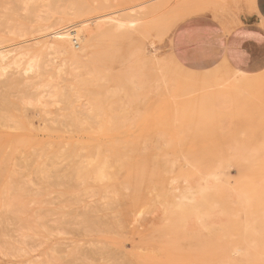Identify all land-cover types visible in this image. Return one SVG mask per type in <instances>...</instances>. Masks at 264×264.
Here are the masks:
<instances>
[{"label": "rangeland", "instance_id": "374dc122", "mask_svg": "<svg viewBox=\"0 0 264 264\" xmlns=\"http://www.w3.org/2000/svg\"><path fill=\"white\" fill-rule=\"evenodd\" d=\"M5 1L7 3L9 2V5L12 3L11 7L8 5L10 7L9 10L12 11L10 13L9 10H6L7 3L5 5V3H2L3 0H0V7H2V10L0 9V22L3 20L2 23H0L2 24L0 25V48L3 51H6L5 53H9L7 58L11 56L9 58L10 62L7 64L4 63L3 65L1 63L2 59L0 58V94H3L8 97V100H10L7 101V98H5L4 101H1L2 99H0V102L2 103H0V106H3L1 108H4V110L1 109L3 110L2 113H4V115H2L3 117L7 116L6 120H3L1 119L2 115H0V215H4L6 221H4V217L0 216L1 235L3 232V235L0 236V264H50L52 260L51 264H56V262L57 264H74L75 262H73L72 259L76 258L79 259L78 261L74 260L76 261V264H83V262L84 264L85 262L86 264H264V257L261 256L262 253L259 250L256 251L254 260L250 262L243 260L242 252L237 249H230L228 251L227 258H223L218 255L217 252L220 251V249L224 250L228 248L229 245H232V242L235 247L239 248L240 246L243 247L245 243H240L238 240L230 242L225 237L214 238L213 242H210V238H207V230L204 231L205 220H203L204 218L202 217V212L200 213L197 211L196 214H189L186 211L179 209L176 210L173 215L166 214L169 207L172 206L170 203L177 199L176 197L180 199V197L184 198V195H186L183 200L187 199V193H191L188 192L189 190L192 189L193 191V194L191 193L192 195L189 194L188 196L189 198L187 202L191 201L190 203L196 201L193 197H196L197 191L199 192L196 199L202 196L200 193L201 190L205 192L210 191L211 204L205 213L206 216L213 217V219H215L214 221L217 224L216 226L221 228L229 224V221L225 220L228 217L224 218L223 214L228 209H232V212L238 214L240 219V223L236 227L241 231L248 230L255 233V236L250 237L249 241L254 243L258 249L259 245L264 243V71L254 75L243 73L237 71L225 61L206 69L189 67L182 64L177 57H174L173 55L174 34L176 30L186 21L193 17L205 16L211 17L214 21L224 27L235 28L242 24V17L244 15L254 11V8L256 7V0H85L82 2H86V5H88L91 10H87L79 17L76 16L74 11L75 9L70 7L71 5L68 0H62L63 2H60L61 7L63 6L62 13L57 12H60L62 9L60 6L57 7L59 1L57 4V0H54L55 2L52 0V2L55 3L54 5H57L56 7L58 10L56 9V12L54 10V12L50 13V15H48L49 13L47 12L49 11L47 10L50 8L51 0L46 2L44 0H35L36 2L34 0H31L30 2V0H28V3L26 2L27 0H23V2L25 1V5L21 3L22 0H18V2L16 0L15 3L11 0H4V2ZM16 2L19 4L20 10L16 5L17 10L15 9L14 12L13 6ZM41 3L43 6L44 3H49V8H47V6L43 7L42 5L39 7V4ZM23 6L25 10H23ZM25 6L29 7V9L32 8L33 11H35L34 7L40 8L37 9L38 13L33 12L35 15L38 14L36 15L38 16L37 19L34 17L32 20L33 16H31L32 18L29 16L31 15L29 12L32 10H28ZM179 7L180 9H178ZM130 9H132V11ZM68 10L70 11L68 12ZM129 11L131 13H129ZM4 14L5 16H3ZM47 15L49 17L52 15V17H48V19ZM112 18L119 19L123 27L120 25L117 28L115 37L111 40L109 38H99L98 40L93 41L88 47V55L83 57L80 62L72 61L69 54L63 51V49L66 51H78V46H82L83 43L79 37H69V39H64V44L61 46L60 43L63 39L58 38V32L61 33L63 31L65 32L66 30L68 31L76 28L80 29L84 36L87 30H93L96 32L99 23L108 27V21H111L110 19ZM60 19L62 22L58 23ZM142 22L144 23L142 24ZM153 23L157 25V27L161 26L163 28H155ZM22 54L27 56L25 57L23 55L25 58L22 56V63L20 62L19 65L13 64L12 60ZM107 54H110V58ZM106 56L110 59L109 61H107L108 59ZM100 57L102 58V61ZM173 59L175 61L174 63L172 62ZM36 60H38V62ZM159 62L162 65H159ZM208 73L215 75V78H210ZM13 77H19V81L22 80L21 84L18 85L19 88L18 86L9 88L6 86L7 89L5 87L3 88V85L8 83L6 79L9 80ZM21 77L22 79H20ZM96 78L98 81L93 83L98 85V87H95L96 85L94 87L89 86L88 83ZM201 81H204V83ZM167 86L169 87L166 88ZM239 87L244 89L246 88L245 90H248L244 91L243 89L242 92L239 90ZM61 89L64 90L62 91ZM92 91H97L98 94L100 92L101 97L95 99L94 96L96 93L94 94ZM63 92L65 93V96ZM27 95L30 99L25 97ZM18 97L20 98L18 99ZM31 97H33V99ZM97 99H102L101 102L103 103L105 115H101L102 111L98 114L99 116L95 117L96 119H93L94 114L96 113L94 110L95 102L100 101ZM133 99H137L138 101L136 100L137 102H132ZM4 102H13L16 104V106L14 105L16 108L13 106L12 110H6V104ZM151 104H153V106H151ZM143 108H145V110ZM26 109H28V111ZM92 109L95 113L91 112ZM7 111H9V113ZM107 112H110V114ZM8 114H10L14 120L11 117V119L8 118ZM87 114H89V117ZM114 115L121 118L119 120L120 122L122 120L121 123L119 122L121 127H119L120 129L118 130L113 129L114 127L111 126V120L110 124L107 122L109 119H112L113 121ZM107 116L109 117L108 119ZM100 117H103L102 119L106 120H102ZM97 118L101 120L100 122L103 121L102 124L99 123V120L97 121ZM56 120H59L60 122L58 123ZM171 120L174 121L171 122ZM164 122L166 123L164 124ZM173 123L176 124L174 125ZM166 124L168 127L164 126ZM118 125L119 124H117V126ZM88 126L89 133H87ZM171 126L174 128L171 129ZM74 141L76 142L74 143ZM118 141H124L127 143L128 158L123 166L115 161L119 152H117L114 146L115 142ZM153 143L158 144L154 145ZM98 144L105 145L106 149L104 152L98 150L99 152L97 154L96 149L92 147H96V145L98 147ZM152 144L155 148L152 147ZM159 144L160 147L158 146ZM60 147H63L60 151L70 148V151L67 150L68 153H66V155L70 154L69 157L73 160H70L68 157L64 160L65 155L60 151V153L58 152ZM83 147L86 150L85 152L84 149L83 151L81 150ZM72 148H78L73 152L76 154L79 150L82 157L77 155L78 157L76 156V158H73L74 155L71 153L73 150ZM44 150L46 151L44 152ZM80 150L82 152H80ZM94 151H96V154H94ZM91 152L96 157L92 154L90 155ZM57 153L63 155H60L62 159H58L59 155L57 156L58 158L53 157L57 155ZM50 154H54L52 156L54 159H51ZM71 155L73 156L71 157ZM83 158H85V160H82ZM164 158L166 159L163 160ZM170 158H172V160ZM103 159L108 160H105L108 162L105 167V170L107 169L105 173L108 172L107 179H102L101 177L99 178V175L97 178L94 172L95 169L92 171L93 165L96 167L102 165L100 163ZM168 159L171 160V163L169 164L168 162L170 161H168ZM61 160L62 162H59ZM109 161L111 164H109ZM172 161L176 162V164L171 165L173 163ZM85 162L89 165H86ZM56 163L57 165H55ZM78 163L79 166H81L82 163H84L86 167L89 166L88 170L94 172V177H92L91 174L90 176H87V174L84 173L87 170L83 167V165V169L82 167L81 170L79 169L81 173H83H80V176L79 174L77 175L76 171H78L79 168ZM159 163H163V165H160ZM43 164L44 168H42ZM61 164L63 166H60ZM144 164L145 167L148 165V167L151 168V171H149L150 169H148V167L143 169L142 167ZM73 165H76L74 169L72 168L74 167ZM174 165L179 166V168L175 166L178 170L174 168ZM57 166L61 168L59 169ZM170 166H172V169H170ZM154 167L158 169V171L155 169L157 173H162H159V175L157 174V176L155 174V170L152 172V168L154 169ZM173 168L175 170H173ZM84 169L86 171H84ZM72 170H74L75 174H73L74 172ZM147 170L149 173L152 172V174L156 177L151 174L149 175L148 173V178H144L143 176H147L145 175ZM19 171H21V174ZM80 171H78V173ZM91 171L88 173H91ZM96 171H98L97 168ZM141 171H144V173ZM138 172H141L142 174L140 175ZM16 173L17 175L15 176V179L17 178V181L14 179L11 180V178H14L12 176ZM83 174H86V179L81 177ZM135 175L137 176V179L143 175V178H141L144 180H138L140 183L138 184V182H136L135 184V180H137ZM21 177L23 179L22 182ZM74 177L77 178L75 179ZM79 177L82 178V180ZM182 177L186 178L182 179ZM68 178L72 182L70 180L68 181ZM208 179L210 181H208ZM9 180L13 183L9 182ZM181 180L183 181L180 182ZM18 181L22 184H17ZM177 182L179 184H177ZM23 183H26L27 185ZM38 184L42 187L44 186L45 188L43 187V189ZM183 184H185V186ZM21 186H24L25 189L24 187L19 189ZM29 187L34 188L33 192H31L32 188L30 189ZM177 187L179 189H177ZM154 188L157 190V195L154 193V191H156ZM19 190L21 191L18 192ZM176 190H178V192ZM195 191L196 193L194 194ZM11 192H14V196ZM159 192H163L162 195L165 193V195L168 196L157 199V196L161 195ZM173 192H176L177 194ZM62 193L66 195H63ZM18 194H24V197L22 195L17 196ZM150 194L153 196H150ZM9 195H12L13 198L11 199ZM51 195H54L55 197H52ZM82 195L83 198H81ZM174 195H176V197H174ZM66 196L69 197L67 198ZM146 197H149L150 199H146ZM190 197L192 200H190ZM28 198L31 199L29 200ZM151 198L152 201H154L153 203L157 202V200L158 202L155 204H152L151 201L150 204L149 202H145L148 201V199L151 200ZM154 198H156V201L153 200ZM27 199L28 203L26 202ZM41 199H45L47 202L51 201L52 203L50 204V202L47 203L45 201L42 202ZM165 199L167 202L169 200L167 203L168 205L164 202L166 201ZM134 200L136 201L134 202ZM257 201H259V203ZM22 202H24V206ZM136 202L142 203L138 205ZM45 203L46 205H43ZM71 203L75 204L72 205ZM143 203L144 209L141 210H144L145 212L147 210L148 217L146 215L144 216L145 212L142 215L141 213L143 211L141 212L139 209L143 208ZM16 204L18 206H16ZM98 204L100 207H98ZM149 205L151 208L148 207ZM160 205L162 207H160ZM137 206H139V210H137ZM83 207L85 209H83ZM153 207L156 210L159 208L160 212H157L161 214H156ZM26 208L31 210H27ZM45 208H47L50 213ZM72 208H74V210H72ZM93 208H97L95 209L96 211H93ZM135 208L136 211L133 210ZM162 208L165 209L163 210ZM254 208L256 210H254ZM35 209L38 214L35 212ZM7 210H10L8 211L9 214ZM14 210L17 215L16 213L14 214V212L11 213V211ZM150 210L152 211L150 212ZM41 211L45 212L46 215L44 213L39 214ZM53 211H55V213ZM85 211L87 215L98 217L106 215L107 217H110V220L114 221L124 219V216H127L129 212L132 214L135 213V215H133L134 217L137 213L136 217H139V215L141 217L144 216V219H140L144 221L141 223L137 219L141 223L138 224L137 220V222H133L135 220L133 217V221L131 220L133 223H130L129 220L128 224L126 218H132L129 214V216L124 219L126 224H123L124 220L120 221V223L122 222L121 226L123 225L124 227L123 229L120 227L121 231L123 233L127 231L129 232L123 235L121 231H118L119 233L121 232V234H119L115 230L116 232L113 231V233L110 231L112 233L111 235V233L108 232V226H105V223L110 226L113 221L108 222L105 220V216L104 220L106 222L103 220L104 222H101V224H104L103 226L106 227V232H108L109 235L104 231V228L102 232V228L93 227L95 230L96 228H99V232L96 230V232H98L97 235L101 236V231L103 236L92 237V230H89V227L91 226H83L84 223H82V219L84 220V218H82L80 214L85 215ZM88 211L90 212L88 213ZM237 211L240 212L237 213ZM154 213L156 214L155 216ZM164 213L166 215H164ZM50 214L51 219L49 220L48 218H50ZM77 215L78 217L81 216L82 219L77 218ZM150 215H153V217ZM157 215L160 217L158 216V218ZM46 216H48V218ZM166 216L167 218L171 216L170 218L172 220V224L170 218L167 219ZM172 216L174 217L172 218ZM109 217L107 219H109ZM192 217L193 220H191ZM64 218H66L64 221L67 223H69L67 219L71 220L69 226L70 229H68L69 224L66 226V223L63 222ZM74 218H76V223H78L77 225L74 224ZM189 218L190 220H188ZM162 220L164 221L165 227H168V232L166 231L167 229L163 227ZM167 220L170 221L169 223L167 222L168 226H166L165 222ZM184 220V225H186V223H189V225L184 226L182 224ZM80 221L82 225L80 224ZM190 221L192 223L193 221H197L198 223L196 222L197 224H195L194 222L192 224ZM62 222L64 223V226L62 225ZM150 222L151 224H149ZM152 222H154V224L156 223V226L152 224ZM158 222L162 223L158 224ZM199 222L202 223L201 225L203 227ZM6 223L8 224L6 225ZM118 223L119 222H116L117 225ZM174 223H176L177 227H182L183 225L182 232L180 231L181 228L175 229L176 226H173L175 225ZM19 224L22 226L25 225V227L22 228ZM101 224L99 226H101ZM147 224L150 226L153 225L151 226L153 229L149 226L151 232H147V229L149 230V228H147ZM169 224L172 226H169ZM112 225L113 227H111L114 229V224ZM139 225H142L145 229L142 230L146 231L143 232L142 235H140L139 232H137L138 234L136 233ZM196 225L199 227L198 229L186 231L187 229L189 230V228H197ZM26 226L30 227L29 229L31 231L28 228L25 229ZM62 226L63 228H61ZM82 226L84 229L86 228L85 232L88 228L91 232L87 230L85 233ZM125 226H127V228ZM1 227L4 228L3 231ZM117 227L118 226H116L115 229H117ZM155 227H157V229H155ZM169 227H174V230L177 232L174 231L173 233V228ZM72 228L74 229L72 230ZM108 228L110 229V227ZM112 228L110 230H112ZM140 228L142 227L140 226ZM23 229L25 232H23ZM67 229L70 231L67 232ZM7 232H9V235ZM34 232L36 236L34 235ZM96 232L93 231V235H96ZM202 232L204 236L202 235ZM145 233H149V239L152 241L149 242V239H147L145 242V237L147 236ZM150 233L152 234L150 235ZM187 233H189L188 236ZM22 235L24 236L21 237ZM143 235H145V239L142 237ZM17 237L22 244L20 241H17ZM194 237L195 239L198 238V242L192 241L195 240L193 239ZM141 238L144 240L141 241ZM4 239L5 241H3ZM199 239H201V242H199ZM202 239H206V241H203V244ZM13 240H16V243ZM29 241L32 244L28 243ZM91 241L92 243H90ZM167 241H169V243ZM186 241H189L187 242L189 245L192 241L194 246L192 245L191 249L188 246L186 247ZM18 242L20 243L18 244ZM23 242L27 244V248L29 247L31 250L29 248H25L26 246ZM107 242L108 244H106ZM161 242L164 246H162ZM196 242L200 248L203 249V251L197 247ZM166 243H168V246L171 244L172 247H168ZM140 244L141 246L144 244L150 248L151 246L155 247L154 249H147V251H145V248L147 247L143 248V245V250H141L142 248L139 247ZM74 245H76V247L79 246V250H76L78 251V253L76 252L78 255H75L76 258H74V256L69 258V256L74 252L73 248L78 249L74 247ZM183 245L186 248H189V250L186 248V250H184L182 247ZM205 245H212L216 248H214V253L209 255V257H207L208 255L204 250L206 247ZM108 247L110 248L108 249ZM103 248H106L107 250H104ZM195 248H197L196 251ZM98 249H101V252L102 250L104 251L102 252L103 258L102 254L98 253ZM57 250H60V252ZM72 250L73 252H71ZM232 251L236 252H233L234 254H232ZM69 252H71L70 255ZM194 252L195 254H193ZM198 252L200 254H198ZM47 253L50 257H52V255L53 257L50 258ZM53 253H55V255ZM63 253L66 254L64 255ZM80 253H83L82 256ZM85 255L87 257H85ZM143 255L144 257H142ZM198 257L200 259H198ZM231 257L234 258L231 259ZM57 258L59 261L56 260ZM194 258L196 260H194ZM222 258L225 261L222 260ZM237 259L239 260L237 261ZM219 260H222V262L220 263Z\"/></svg>", "mask_w": 264, "mask_h": 264}, {"label": "bare ground", "instance_id": "6f19581e", "mask_svg": "<svg viewBox=\"0 0 264 264\" xmlns=\"http://www.w3.org/2000/svg\"><path fill=\"white\" fill-rule=\"evenodd\" d=\"M11 1H12L13 3H15L16 0H11ZM25 1H26V0H25ZM25 1H24V2H25ZM34 1H35V0H34ZM34 1H33V2H34ZM36 1H38V0H36ZM36 1H35V2H36ZM44 1L46 2V1H48V0H44ZM53 1H54V0H53ZM55 1H56V0H55ZM55 1H54V2H55ZM58 1H59V4H58ZM61 1H62V0H57V2H56V3L58 4V6H57V5H54L55 3L52 2V0H51V1H50V4H51V5H50V8H49V3H44V6H45V7L47 6V8L51 9V10H49V9L47 10V11H49V12H47V13H49L48 15H50V13H53L54 10H55V12H56L57 7H59V6L61 7V5H60V2H61ZM63 1H65V0H63ZM63 1H62V2H63ZM68 1L70 2V5H71L70 7H71V8L73 7V8L75 9L74 11H75V14H76L77 17L83 15L87 10H91V9H89L90 7H89L88 5H86V2H82V1H85V0H68ZM180 1H181V0H180ZM188 1H189V0H188ZM17 2H18V0H17ZM17 2H16V4H15L14 6L12 5L13 8H14V12H15V9L17 10V8H18V9L20 8V7H19V4H18ZM24 2H23V0L21 1L22 4H24ZM26 2L28 3V0H27ZM30 2H31V0H30ZM39 2H41V1H39ZM185 2H186V1H185ZM2 3H5V5H6L7 2H6V1L4 2V0H3ZM27 3H26V4H27ZM42 3H43V2H42ZM42 3L39 4V5H40L39 7H41V5L43 6ZM84 3H85V4H84ZM166 3H167V2H166ZM166 3H165V4H166ZM11 4H12V3H10V5H9V2L7 3V5H6L7 8H6V10H9V8L11 7ZM32 4H33V3H32ZM52 4H53V5H52ZM165 4H164V6H165ZM175 4H176V3H175ZM193 4H194V3H193ZM8 5H9L10 7H9ZM16 5H17L18 7H17ZM24 5H25V4H24ZM27 5H28V4H27ZM190 5H192V4H190ZM36 6H37V4H36ZM44 6H43V7H44ZM56 6H57V7H56ZM178 6H179V5H178ZM16 7H17V8H16ZM25 7H26V6H25ZM39 7H34V8H35V11H33L32 8L29 9V7H26L28 10H32V11L29 12V14H31V15H29V16H30V17L33 16V18L31 17L32 20L34 19V17H35V19H37L38 16H36V15H38V14L35 15V13L38 11L37 9H38ZM62 7H63V6H62ZM62 7H61V8H62ZM154 7H155V6H154ZM154 7H153V8H154ZM158 7H160V6H158ZM22 8H23V10H25L24 6H23ZM162 8H163V7H162ZM164 8H165V7H164ZM192 8H193V7H192ZM0 9L2 10V7H0ZM3 9H4V8H3ZM27 9H26V10H27ZM39 9H40V8H39ZM59 9H60V8H59ZM138 9H139V8H138ZM150 9H151V8H150ZM178 9H180V7H179ZM4 10H5V9H4ZM6 10H5V11H6ZM19 10H20V9H19ZM57 10H58V9H57ZM71 10H73V9H71ZM130 10L132 11V9H130ZM11 11H12V10H11ZM11 11L9 10L10 13H11ZM39 11H40V10H39ZM51 11H52V12H51ZM69 11H70V10H68V12H69ZM133 11H134V10H133ZM143 11H144V9H143ZM7 12H8V11H7ZM31 12H32V13H31ZM33 12H35V13H33ZM57 12H58V13H62V12H63V8L61 9L60 12H59V11H57ZM134 12H135V11H134ZM167 12H168V11H167ZM37 13H38V12H37ZM58 13H57V14H58ZM70 13H72V12H70ZM70 13H69V14H70ZM73 13H74V12H73ZM129 13H131V12L129 11ZM57 14H56V15H57ZM136 14H138V13H136ZM146 14H147V13H146ZM150 14H151V13H150ZM166 14H167V13H166ZM1 15H2V14H1ZM15 15H16V14H15ZM19 15H20V14H19ZM19 15H17V16H19ZM34 15H35V16H34ZM48 15H47V18L49 17ZM58 15H59V14H58ZM133 15H134V14H133ZM3 16H5V14H4ZM39 16H40V15H39ZM76 16H75V17H76ZM134 16H135V15H134ZM136 16H137V15H136ZM50 17H52V15H51ZM50 17H49V18H50ZM145 17H146V16H145ZM19 18H20V17H19ZM21 18H22V17H21ZM47 18H45V19H47ZM49 18H48V19H49ZM159 18H160V17H159ZM2 19H3V18H2ZM57 19H58V18H57ZM157 19H158V18H157ZM157 19H156V21H157ZM166 19H167V18H166ZM110 20H111V21H108V22H109V23H108V24H109L108 27H105L102 23H99V25L97 26V31H96V32H94L93 30H87V32H86V34H85L84 36H83V34H82V31H81L80 29H76V28L71 29V30H68V31L66 30L65 32L63 31V32H61V33L58 32V34H57L58 38L63 39V41H61V43H60L61 46H62V44H64V41H65L64 39H69V37H77V38L79 37V38H81L82 43H83L82 46H78V49H79L78 51H77V50L66 51L65 49H63V51H65V53H68V54H69L70 59H71L72 61H74V62H80V61L82 60L83 57H85V56L88 55V53H89V51H88V47L91 45V43H92L93 41L98 40L99 38H107V39L109 38V39L111 40V39H113V38L115 37V32H116L117 28L121 25V21H120L119 19H115V18H112V19H110ZM2 21H3V20H2ZM2 21H1L0 23H2ZM7 21H8V20H7ZM7 21H6V22H7ZM47 21H48V20H47ZM55 21H58V20H55ZM10 22H11V21H10ZM10 22H9V25H10ZM29 22H30V21H29ZM59 22H60V23L62 22L61 19H60V21H58V23H59ZM144 22H145V21H144ZM144 22H142V24H143ZM156 23H157V22H156ZM31 24H32V22H31ZM149 24H150V21H149ZM153 24H154V23H153ZM0 25H2V24H0ZM9 25H8V27H9ZM133 25H134V24H133ZM17 26H18V24H17ZM17 26H15V27H17ZM20 26H21V25H20ZM23 26H24V25H23ZM121 26H122V25H121ZM139 26H140V25H139ZM145 26H147V25H145ZM154 26H155V28H159V27H161V26L157 27V25H155V24H154ZM1 27H2V26H1ZM18 27H19V26H18ZM122 27H123V26H122ZM149 27H151V26H149ZM152 27H153V26H152ZM13 28H14V27H13ZM20 28H21V27H20ZM161 28H163V27H161ZM161 28H160V29H161ZM31 29H32V27H31ZM93 29H94V28H93ZM153 29H154V28H153ZM0 30H1V29H0ZM12 30H13V29H12ZM17 30H18V29H17ZM2 31H3V30H2ZM1 33H2V32H1ZM6 33H7V32H6ZM14 33H16V32H14ZM18 33H21V32H18ZM18 33H17V34H18ZM154 33H155V32H154ZM9 34H10V33H9ZM22 34H24V33H22ZM163 34H164V33H163ZM20 35H21V34H20ZM21 36H22V35H21ZM159 37H160V36H159ZM163 37H164V36H163ZM100 40H102V39H100ZM159 40H160V39H159ZM71 41H72V40H71ZM171 42H172V41H171ZM153 43H154V42H153ZM2 44H3V42H2ZM158 44H159V43H158ZM25 46H26V45H25ZM76 47H77V46H76ZM54 49H55V48H54ZM5 52H6V51H3V50L0 48V58L2 59V62H1L2 65H3L4 63L7 64L8 62H10V61H9V60H10L9 58H10L11 56H9V58H7V55H8L9 53L7 54V53H5ZM9 52H10V51H9ZM135 52H136V51H135ZM26 53H27V52H26ZM28 53H29V52H28ZM11 54H12V53H11ZM23 55H24V54H22V55H20V56L17 55V56H19V57L14 58V59L12 60V63L15 64V65H19V63L21 62V58H22ZM45 55H47V54H45ZM107 55H109V58H110V54H107ZM173 55H174V57H175V54H173ZM24 56H25V55H24ZM24 56H23V58L27 57V56H25V57H24ZM101 56H102V55H101ZM45 57H46V56H45ZM94 57H95V56H94ZM106 58L108 59L107 61L110 60L107 56H106ZM158 58H159V57H158ZM100 59H101V61H102V58H101V57H100ZM36 61L38 62V60H36ZM37 62H36V63H37ZM160 62H161V61H160ZM160 62H159V65H162V64H160ZM172 62H173V63L175 62L174 59H173ZM21 63H22V62H21ZM150 63H151V62H150ZM2 65H1V66H2ZM43 65H44V64H43ZM156 69H157V68H156ZM34 70H35V69H34ZM160 70H161V68H160ZM160 70H159V71H160ZM35 71H36V70H35ZM43 71H44V70H43ZM155 71H156V70H155ZM40 72H41V71H40ZM161 72H162V71H161ZM41 74H42V73H41ZM208 74H209V77H210V78H211V77H212V78H213V77L215 78V75L210 74V73H208ZM242 74H243V73H242ZM99 75H100V74H99ZM99 75H98V76H99ZM165 75H166V74H165ZM165 75H164V77H165ZM253 75H254V74H253ZM74 76H75V75H74ZM39 77H40V76H39ZM164 77H163V78H164ZM241 77H242V76H241ZM245 77H246V76H245ZM78 78H79V77H78ZM78 78H77V79H78ZM20 79H22V77H21ZM216 79H217V78H216ZM218 79H219V78H218ZM6 80H7L8 83H5V84H4L5 86L3 85V88H4V87L6 88V86H8V88H9V87H15V86H18L19 84H21V82H22V80L19 81V77H13V78H11V79H9V80H8V79H6ZM192 80H193V79H192ZM97 81H98V80H97V78H96V79L92 80V81H91L90 83H88V84H89V86L94 87V86L96 85L95 83H96ZM165 81H166V80H165ZM4 82H5V81H4ZM93 82H95V83H93ZM192 82H193V81H192ZM199 82H200V81H199ZM201 82L204 83V81H201ZM156 83H157V82H156ZM173 83H174V82H173ZM205 83H207V82H205ZM241 83H242V82H241ZM249 83H250V82H249ZM83 84H84V83H83ZM1 85H2V84H1ZM76 85H77V84H76ZM212 85H213V84H212ZM243 85H244V84H243ZM85 86H86V85H85ZM240 86H241V84H240ZM246 86H247V85H246ZM246 86H245V87H246ZM27 87H28V85H27ZM67 87H68V86H67ZM95 87H98V85H96ZM168 87H169V86H167L166 88H168ZM184 87H185V86H184ZM18 88H19V86H18ZM23 88H24V86H23ZM6 89H7V88H6ZM183 89H184V88H183ZM186 89H188V88H186ZM243 89H244V88H240V87H239V90H241L242 92H243ZM245 89H246V88H245ZM245 89H244V91H247V90H248V89H247V90H245ZM16 90H17V89H16ZM61 90L63 91L64 89H61ZM66 90H67V89H66ZM178 90H179V89H178ZM189 90H190V89H189ZM168 91H169V90H168ZM182 91H183V90H182ZM184 91H185V89H184ZM192 91H193V90H192ZM198 91H199V90H198ZM70 92H71V91H70ZM93 92H94V94L96 93L95 96H94V94H93V96H94L95 99L101 97L100 92H99V94H98L97 91H92V93H93ZM190 92H191V91H190ZM51 93H53V92H51ZM63 93H64V92H63ZM60 94H61V93H60ZM179 94H180V93H179ZM186 94H187V93H186ZM0 95H1V98H0V99H2L1 101H4L5 98H7V99H6L7 101H10V100H8V97L4 96L3 94H0ZM9 95H10V94H9ZM3 96H4V97H3ZM11 96H12V95H11ZM32 96H33V95H32ZM64 96H65V93H64ZM96 96H98V97H96ZM13 97H14V96H13ZM25 97L27 98L28 95L25 96ZM25 97H24V98H25ZM61 97H62V96H61ZM74 97H75V96H74ZM217 97H218V96H217ZM222 97H223V95H222ZM3 98H4V99H3ZM14 98H15V97H14ZM19 98H20V97H18V99H19ZM28 98L30 99V97H28ZM31 98L33 99V97H31ZM65 98H66V97H65ZM32 99H31V100H32ZM97 100H100V101H96V102H95V109H94V110H95L96 113L94 112L93 109H92V111L90 110L91 112H94V113H95V114H94V117H93L92 114L90 113V115L93 117V119H94L95 117L99 116L98 114L101 113L102 111L104 112V110H103V103L101 102L102 99H97ZM136 100H137V99H133L132 102H137L138 100H137V101H136ZM157 100H158V99H157ZM187 100H188V99H187ZM27 101H28V100H27ZM67 101H68V100H67ZM74 101H75V100H74ZM104 101H105V100H104ZM142 101H143V100H142ZM258 101H259V100H258ZM143 102H144V101H143ZM217 102H218V101H217ZM217 102H215V103H217ZM222 102H223V101H222ZM0 103H1V102H0ZM4 103L6 104V105H5V109H6V110H12V109H13V106H14V105L16 106V104H14L13 102H4ZM141 103H142V102H141ZM152 103H153V102H152ZM219 103H220V102H219ZM258 103H259V102H258ZM262 103H263V102H262ZM1 104H2V103H1ZM1 104H0V105H1ZM72 104H73V102H72ZM222 104H223V103H222ZM17 105H18V104H17ZM84 105H85V104H84ZM259 105H260V104H259ZM15 106H14V107H15ZM23 106H24V105H23ZM151 106H153V104H151ZM1 107H3V106H0V110H1V109L4 110V108H1ZM18 107H19V106H18ZM70 107H71V106H70ZM15 108H16V107H15ZM24 108H25V107H24ZM83 108H84V107H83ZM17 109H18V108H17ZM143 109L145 110V108H143ZM177 109H178V108H177ZM3 110L0 111V115H2V114L4 115V113H2ZM26 110L28 111V109H26ZM26 110H25V111H26ZM78 110H79V109H78ZM137 110H138V109H137ZM183 110H185V109H183ZM17 111H18V110H17ZM87 111H88V110H87ZM179 111H180V110H179ZM179 111H177V112H179ZM7 112L9 113V111H7ZM80 112H81V111H80ZM85 112H86V111H85ZM103 112H102V114H101L102 116H103V114L105 115V112H104V113H103ZM136 112H137V111H136ZM173 112H174V111H173ZM173 112H172V113H173ZM5 113H6V112H5ZM16 113H17V112H16ZM87 113H88V112H87ZM107 113H108V112H107ZM156 113H157V111H156ZM179 113H180V112H179ZM181 113H183V112H181ZM194 113H195V111H194ZM6 114H7V113H6ZM108 114H110V112H109ZM115 114H116V113H115ZM174 114H175V112H174ZM195 114H196V113H195ZM3 115H2V118H1V119L6 120V117H7V116H4V117H5V119H4ZM19 115H20V114H19ZM85 115H86V114H85ZM88 115H89V114H87V116H88ZM172 115H173V114H172ZM180 115H181V114H180ZM225 115H226V114H225ZM25 116H26V115H25ZM25 116H24V117H25ZM178 116H179V115H178ZM10 117L13 118L12 116H10V114H8V118H10ZM26 117H27V116H26ZM88 117H89V116H88ZM113 117H114V118H113ZM113 117H112V118H113V121H112V119H109V121H107V122L110 124V120H111V126L114 127L113 129H115V130L117 129V130H118V129H120L119 127H121V124H120V123L122 122V120H121V122H120L119 120H120L121 118H120V117H117V115H114ZM183 117H184V116H183ZM11 118H10V119H11ZM98 118H99V117H98ZM98 118H97V121L99 120V123L102 124L103 121L100 122V121H101L100 119H102L103 117H100V119H98ZM104 118H105V116H104ZM108 118H109V117L107 116V119H108ZM187 118H188V117H187ZM65 119H66V118H65ZM86 119H87V118H86ZM86 119H85V120H86ZM95 119H96V118H95ZM171 119H173V118H171ZM13 120H14V118H13ZM102 120H106V119H102ZM117 120H118V121H117ZM56 121H57V120H56ZM65 121H66V120H65ZM68 121H69V120H68ZM87 121H88V120H87ZM87 121H86V122H87ZM169 121H170V120H169ZM173 121H174V120H173ZM173 121L171 120V122H173ZM178 121H179V120H178ZM0 122H1V121H0ZM57 122L59 123L60 121L58 120ZM62 122H63V121H62ZM104 122H106V121H104ZM119 122H120V123H119ZM167 122H168V121H167ZM28 123H29V122H28ZM63 123H64V122H63ZM67 123H68V122H67ZM67 123H65V124H67ZM162 123H163V122H162ZM162 123H160V124H162ZM165 123H166V122H164V124H165ZM168 123H170V122H168ZM0 124H1V123H0ZM16 124H17V122H16ZM60 124H61V123H60ZM60 124H59V125H60ZM72 124H73V123H72ZM77 124H78V123H77ZM86 124H87V123H86ZM117 124H119V125L117 126ZM156 124H157V123H156ZM160 124H159V126H160ZM173 124L175 125L176 123H173ZM42 125H43V124H42ZM169 125H170V124H169ZM224 125H225V124H224ZM62 126H63V125H62ZM164 126H167V127H168L167 124L164 125ZM38 127H39V126H38ZM66 127H67V126H66ZM68 127H69V125H68ZM86 127H87V126H86ZM115 127H116V128H115ZM175 127H176V126H175ZM225 127H226V126H225ZM2 128H3V127H2ZM6 128H7V127H6ZM41 128H42V127H41ZM45 128H46V127H45ZM164 128H165V127H164ZM172 128H174V127L171 126V129H172ZM176 128H178V127H176ZM33 129H34V127H33ZM42 129H44V128H42ZM48 129H49V127H48ZM34 130H35V129H34ZM45 130H46V129H45ZM83 130H84V128H83ZM83 130H82V131H83ZM165 130H166V129H165ZM167 130H168V129H167ZM26 131H27V130H26ZM82 131H80V132H82ZM90 131H91V130H90ZM46 132H47V131H46ZM48 132H49V131H48ZM83 132H84V131H83ZM165 132H166V131H165ZM73 133H74V132H73ZM73 133H71V134H73ZM85 133H86V132H85ZM87 133H89V126H88V131H87ZM87 133H86V134H87ZM91 133H92V132H91ZM48 134H49V133H48ZM71 134H70V136H71ZM84 135H85V134H84ZM114 137H116V136H114ZM114 137H113V139H114ZM117 137H119V136H117ZM108 139H111V138H108ZM167 139H168V138H167ZM19 140H20V139H19ZM75 140H76V139H75ZM91 141H93V140H91ZM109 141H110V140H109ZM75 142H76V141H74V143H75ZM94 142H98V141H94ZM94 142H93V143H94ZM88 143H90V142H88ZM154 143H155V142H154ZM154 143H153V144H154ZM25 144H26V143H25ZM153 144H152V147H154ZM157 144H158V143H156V144H154V145H157ZM76 145H78V144H76ZM87 145H88V144H87ZM85 146H86V145H85ZM89 146H90V144H89ZM89 146H88V147H89ZM158 146L160 147V144H159ZM49 147H50V146H49ZM67 147H68V146H67ZM86 147H87V146H86ZM86 147H85V148H86ZM96 147H97V145H96ZM96 147L93 146L92 148H95V149H96L97 154H98L99 151L104 152V150L106 149L105 145H103V144H98V147H97L98 149H97ZM114 147L116 148L117 152H119L118 155H117L116 158H115V161H117L120 165L123 166V165L126 163L127 158H128V157H127V143L124 142V141H118V142H115V146H114ZM62 148H63V147H60L59 150H58V152H59ZM154 148H155V147H154ZM154 148H153V149H154ZM69 149H70V148H68V149H66V150H62L63 152L60 151L61 153H63V154L66 156V157L64 156V160H65L67 157H68L70 160L72 159V158L69 157L70 154H67L68 156L66 155V153H68L67 150H69ZM72 149H73V150H72ZM72 149H71V150H72L71 153H73L74 156L71 155V157L73 156V158H76L77 155H80L79 150H78V152H77V153H79V154H77V153L74 154L75 152H73L75 149H78V148H75V149L72 148ZM83 149H84V147H83L81 150L83 151ZM90 149H91V148H90ZM156 149H157V148H156ZM81 150H80V152H82ZM98 150H99V151H98ZM160 150H161V148H160ZM160 150H159V152H160ZM45 151H46V150H44V152H45ZM66 151H67V152H66ZM69 151H70V150H69ZM76 151H77V150H76ZM85 151H86V150L84 149V152H85ZM90 151H91V150H90ZM96 151H94V154H96V153H95ZM156 151H158V150H156ZM60 152H59V153H60ZM64 152H65V153H64ZM84 152H83V153H84ZM110 152H111V151H110ZM110 152H109V153H110ZM59 153H57V155H55V156H53L54 154L51 155V154H52V153H51V154H50L51 159H54V158L57 157L58 155H59V156H58L59 158H58V157H57V158H58L59 160H60V158L62 159L61 156H63V155H62V154H59ZM69 153H70V152H69ZM88 153H89V151H88ZM157 153H158V152H157ZM91 154H92V152L90 153V155H91ZM94 154H92V155H94ZM100 154H101V153H100ZM60 155H61V156H60ZM85 155H86V154H85ZM90 155H88V156H90ZM159 155H160V154H159ZM15 156H16V155H15ZM34 156H35V155H34ZM52 156H53L54 158H52ZM80 156H81V155H80ZM94 156H95V155H94ZM16 157H17V156H16ZM43 157H44V155H43ZM77 157H78V156H77ZM81 157H82V156H81ZM85 157H86V156H85ZM90 157H91V156H90ZM95 157H96V156H95ZM92 158H93V156H92ZM77 159H78V158H77ZM165 159H166V158H164L163 160H165ZM170 159L172 160V158H170ZM56 160H57V159H56ZM72 160H73V159H72ZM82 160H85V158H83ZM105 160L108 161L107 159H105ZM105 160L103 159V161L100 163V164H102V165H99L98 167H96V166L93 165L92 171L95 169L94 172H95V176H96V177L99 175V176H98L99 178L101 177L102 179H107V173H108V172L105 173V171H107V169L105 170V167L107 166L106 163H108V162H106ZM171 160L168 159V161H170V162H168V164L171 163ZM174 160H175V159H174ZM183 160H184V159H183ZM20 161H21V160H20ZM15 162H16V161H15ZM47 162H48V161H47ZM49 162H50V161H49ZM59 162H62V160L59 161ZM68 162H69V161H68ZM162 162H163V161H162ZM172 162H173V161H172ZM185 162H186V161H185ZM53 163H54V162H53ZM66 163H67V162H66ZM73 163H74V162H73ZM95 163H96V162H95ZM113 163H115V162H113ZM27 164H28V163H27ZM50 164H51V163H50ZM68 164H69V163H68ZM80 164H81V163H80ZM85 164H86V165H89V164H87L86 162H85ZM91 164H93V163H91ZM91 164H90V165H91ZM98 164H99V163H98ZM98 164H97V165H98ZM109 164H111L110 161H109ZM109 164H108V165H109ZM115 164H116V163H115ZM145 164H146V163H145ZM145 164H144L143 167H142L143 169L148 167V165H146L147 167H145ZM147 164H148V163H147ZM159 164H160V163H159ZM161 164L163 165V163H161ZM161 164H160V165H161ZM173 164H176V162H173L171 165H173ZM17 165H18V164H17ZM28 165H30V164H28ZM55 165H57V163H56ZM65 165H66V164H65ZM82 165H83V167H85V169L87 170V171H86V170L84 169V171H86V172H84V173H86L87 176H90V174H91V176L94 177V176H93V175H94V174H93L94 172H92L91 170H88V169H89V166L86 167V165H84V163H82L81 166H79V163H78V166H79L78 171L81 170ZM126 165H127V164H126ZM160 165H159V166H160ZM181 165H182V164H181ZM18 166H19V165H18ZM20 166H22V165H20ZM60 166H63V165L61 164ZM73 166H74V167H72V168L74 169L76 165H73ZM100 166H101V167H100ZM175 166H177V165H174V168H175ZM14 167H15V166H14ZM67 167H68V166H67ZM83 167H82V169H83ZM109 167H110V165H109ZM150 167H151V166H150ZM162 167H163V166H162ZM177 167L179 168V166H177ZM3 168H4V167H3ZM3 168H2V169H3ZM40 168H41V167H40ZM42 168H44V164H43V167H42ZM42 168H41V169H42ZM52 168H53V167H52ZM57 168H59V167L57 166ZM60 168H61V167H60ZM60 168H59V169H60ZM69 168H70V167H69ZM96 168H97L98 171H96ZM163 168H164V167H163ZM174 168H173V170L177 169V168H175V169H174ZM63 169H64V168H63ZM63 169H62V170H63ZM76 169H77V167H76ZM79 169H80V170H79ZM108 169H109V168H108ZM148 169H150L149 171H151V168L148 167ZM155 169H157V168H155V167H154V169L152 168V172H153V170H155ZM170 169H172V166H170ZM46 170H47V169H46ZM48 170H49V169H48ZM67 170H68V168H67ZM177 170H178V169H177ZM188 170H189V169H188ZM52 171H53V170H52ZM72 171L74 172V170H72ZM72 171H71V172H72ZM78 171H76V172H77V175L79 174V176H80L81 171H80L79 173H78ZM89 171H91V173H88ZM155 171H156V170H155ZM157 171H158V169H157ZM157 171H156L155 174H156V175H157V174L159 175L160 172L157 173ZM20 172H21V171H19V173H20ZM36 172H38V171H36ZM46 172H47V171H46ZM98 172H99V174H98ZM141 172H142V171H141ZM141 172H140V173L138 172V173H139L140 175H141L142 173H144V171H143L142 173H141ZM152 172L149 173L148 170H147V173H145V175H147V174L149 173V175L151 174V175L154 176V174H152ZM167 172H169V171H167ZM251 172H252V171H251ZM69 173H70V172H69ZM82 173H83V172H82ZM82 173H81V174H82ZM161 173H162V172H161ZM161 173H160V174H161ZM13 174H14V173H13ZM20 174H21V173H20ZM37 174H38V173H37ZM51 174H52V173H51ZM73 174H75V172H74ZM86 174H83V176H81V177L84 178V179H86V178H85V177H86V176H85ZM96 174H97V175H96ZM254 174H255V173H254ZM256 174H257V173H256ZM16 175H17V173H16L14 176H12V174H11V176L14 177V178H11V177H10L11 180L14 179V180L17 181V178L15 179V176H16ZM38 175H39V174H38ZM158 175H157V176H158ZM246 175H248V174H246ZM22 176H23V175H22ZM28 176H29V175H28ZM57 176H58V175H57ZM57 176H56V177H57ZM135 176H136V175H135ZM137 176H138V174H137ZM137 176H136V179H137ZM142 176H143V175H142ZM142 176H141V177H142ZM36 177H37V176H36ZM69 177H70V176H69ZM71 177H72V176H71ZM98 177H97V178H98ZM141 177H139V179L135 180V184H136V182H138V180H139V181H143V180H144V179L142 180L143 177H144V178H145V177L148 178V175H147V176H143L142 178H141ZM154 177H156V176H154ZM2 178H3V177H2ZM18 178H19V177H18ZM40 178H41V177H40ZM59 178H60V176H59ZM65 178H67V177H65ZM74 178H75V177H74ZM76 178H77V177H76ZM76 178H75V179H76ZM79 178H80V177H79ZM82 178H80V179L82 180ZM87 178H88V177H87ZM140 178H141V180H140ZM149 178H150V177H149ZM152 178H153V177H152ZM183 178H184V177H182V179H183ZM185 178H186V177H185ZM185 178H184V179H185ZM213 178H214V177H213ZM42 179H43V178H42ZM180 179H181V178H180ZM69 180H70V179L68 178V181H69ZM72 180H73V178H72ZM77 180H78V179H77ZM89 180H90V179H89ZM22 181H23V179H22V177H21V182H22ZM28 181H29V180H28ZM38 181H39V180H38ZM40 181H41V180H40ZM68 181H67V182H68ZM70 181H71V180H70ZM74 181H76V180H74ZM182 181H183V180H181L180 182H182ZM208 181H210V180L208 179ZM9 182H12V181L9 180ZM18 182H19V181H18ZM18 182H17V184H20V183H21V182H19V183H18ZM35 182H36V181H35ZM42 182H43V181H42ZM44 182H45V180H44ZM71 182H72V181H71ZM171 182H172V181H171ZM12 183H13V182H12ZM38 183H39V182H38ZM48 183H49V182H48ZM69 183H70V182H69ZM73 183H74V182H73ZM77 183H78V182H77ZM139 183H140V182H138V184H139ZM193 183H194V181H193ZM21 184H22V183H21ZM23 184H26V183H23ZM27 184H28V182H27ZM27 184H26V185H27ZM32 184H33V183H32ZM35 184H36V183H35ZM35 184H34V185H35ZM43 184H45V183H43ZM43 184H42V185H43ZM49 184H51V183H49ZM70 184H71V183H70ZM78 184H80V183H78ZM177 184H179V183L177 182ZM181 184H182V183H181ZM4 185H5V184H4ZM9 185H10V184H9ZM38 185L40 186V184H38ZM53 185H54V184H53ZM56 185H57V184H56ZM56 185H55V186H56ZM82 185H85V184H82ZM183 185L185 186V184H183ZM206 185H207V184H206ZM242 185H243V184H242ZM10 186H12V185H10ZM10 186H9V187H10ZM18 186H19V185H18ZM28 186H30V185H28ZM45 186H47V185H45ZM60 186H61V185H60ZM79 186H80V185H79ZM177 186H178V185H177ZM15 187H17V186H15ZM22 187H24V186L19 187V189H21ZM40 187H42V186H40ZM43 187H44V186H43ZM43 187H42V188H43ZM63 187H64V186H63ZM73 187H74V186H73ZM182 187H183V186H182ZM195 187H196V186H195ZM4 188H6V187H4ZM17 188H18V187H17ZM17 188H16V189H17ZM27 188H28V187H27ZM29 188H30V187H29ZM31 188H32L31 192H33L34 188H33V187H31ZM31 188H30V189H31ZM35 188H37V187H35ZM44 188H45V187H44ZM44 188H43V189H44ZM46 188H47V187H46ZM52 188H53V187H52ZM158 188H159V187H158ZM160 188H161V187H160ZM249 188H251V187H249ZM10 189H11V188H10ZM24 189H25V187H24ZM72 189H74V188H72ZM75 189H76V188H75ZM154 189H155V188H154ZM154 189H153V190H154ZM161 189H162V188H161ZM173 189H175V188H173ZM177 189H179V188L177 187ZM187 189H188V188H187ZM196 189H197V188H196ZM210 189H211V188H210ZM17 190H18V189H17ZM22 190H23V189H22ZM26 190H27V189H26ZM48 190H49V189H48ZM87 190H88V189H87ZM94 190H95V189H94ZM155 190H156V189H155ZM180 190H181V188H180ZM182 190H183V189H182ZM247 190H249V189H247ZM15 191H16V190H15ZM20 191H21V190H19L18 192H20ZM24 191H25V190H24ZM24 191H23V192H24ZM28 191H29V190H28ZM37 191H38V190H37ZM44 191H45V190H44ZM83 191H84V190H83ZM89 191H91V190H89ZM89 191H88V192H89ZM176 191L178 192V190H176ZM183 191H184V190H183ZM250 191H251V190H250ZM5 192H6V191H5ZM18 192H17V193H18ZM58 192H59V191H58ZM156 192H157V190L154 191V193H156ZM188 192H191V193L193 194L192 189L189 190ZM198 192H199V191H197L196 197H195V198L193 197V199L196 200L195 202H193V201H194V200H193V201H192L193 203H190L191 201H190V202H187V200H188V198H189V197H188L189 194L192 195L191 193H187V192H186V193L188 194L187 197H186L187 199H185L186 201L183 200V199L185 198L186 195H184V198H181V197H180V199H178V197H176V195H174V197H176L177 199H175L174 201H172V202L170 203L172 206L169 207L168 212L166 213V211H165V213H166V214H171V215H173V213H174L176 210H179V209H180V210H184V211H186V212L189 213V214H194V213L196 214L197 211H199L200 213L202 212V213H203V216H202V217L204 218L203 220H205V226H204L205 229H204V231L207 230V234H208L207 238H208V237L210 238V239H209L210 242H211V241L213 242L214 238L225 237V238H227V240H229L230 242H231V241H236V240H238V242H240V243H245V245H244L243 247L240 246V248H239V247H235V246H234V243L232 242V245H229L228 248H226V249H224V250L220 249V251L216 250V251H218L217 254L220 255V256H222L223 258H227V257H228V251H229L230 249H237V250L241 251V252H242V258H243V260L248 261V262L254 260V258H255V256H256V251H257V250L261 251V253H262L261 256L264 257V243H261V244L259 245V249H258V247H257L254 243H252V242L249 241V240H250V237H254V236H255V233H254L253 231H248V230L241 231L239 228L236 227V226L240 223V219H239L238 214L232 212V209H228V210L223 214V216H224V218L228 217V218H226L225 220L229 221V224H227V226H225V227H221V228L218 227V226H216L217 224H216L215 221H214L215 219H213V217H208V216H206V213H205L206 210L210 207V204H211L210 191H206V192H205V191H202V190H201L200 193L202 194V196H201L200 198L196 199L197 196H198ZM228 192H229V191H228ZM2 193H3V192H2ZM9 193H10V192H9ZM11 193H12V195L14 196V192H11ZM21 193H22V192H21ZM25 193H26V192H25ZM29 193H30V192H29ZM40 193H41V192H40ZM56 193H57V192H56ZM75 193H76V192H75ZM154 193H153V195L156 197L157 193H156V195H155ZM159 193H160V192H159ZM162 193H163V192H162ZM162 193H160V194L162 195ZM173 193H176V192H173ZM181 193H182V192H181ZM184 193H185V192H184ZM184 193H183V194H184ZM195 193H196V191L194 192V194H195ZM38 194H39V193H38ZM62 194H63V193H62ZM72 194H74V193H72ZM83 194H84V193H83ZM89 194H91V193H89ZM167 194H168V193H167ZM176 194H177V193H176ZM229 194H230V192H229ZM233 194H234V193H233ZM250 194H251V193H250ZM3 195H4V194H3ZM12 195H11V196L9 195V197H11V199L13 198ZM19 195H22V196H23L24 194H18L17 196H19ZM63 195H66V194H63ZM139 195H140V194H139ZM153 195L150 194V196H153ZM161 195L157 196V199H159V198L161 199V197L163 198V197H165V196H168V195H165V193H164L162 196H161ZM17 196H16V198H17ZM22 196H21V198H22ZM29 196H30V195H29ZM31 196H32V195H31ZM51 196H52V195H51ZM106 196H107V195H106ZM146 196H147V195H146ZM199 196H200V195H199ZM234 196H235V194H234ZM23 197H24V196H23ZM52 197H55V196L53 195ZM58 197H59V196H58ZM66 197H67V196H66ZM68 197H69V196H68ZM68 197H67V198H68ZM74 197H75V196H74ZM84 197H85V196H84ZM89 197H90V196H89ZM81 198H83V195L81 196ZM147 198H149V197H146V199H147ZM168 198H169V197H168ZM168 198H167V199H168ZM190 198H191V197H190ZM240 198H241V197H240ZM240 198H239V199H240ZM18 199H19V197H18ZM28 199L30 200L31 198H28ZM28 199H27V201H26L27 203H28ZM49 199H50V198H49ZM49 199H48V200H49ZM55 199H57V198H55ZM64 199H65V198H64ZM73 199H74V198H73ZM76 199H77V198H76ZM76 199H75V200H76ZM86 199H87V197H86ZM88 199H89V198H88ZM143 199H144V198H143ZM149 199H150V198H149ZM149 199H148V201H145V202H149V204H150V201L152 202V204H155V203L158 202V200H157V202L153 203L154 201H152V198H151V200H149ZM171 199H172V198H171ZM224 199H225V198H224ZM241 199H243V198H241ZM244 199H245V197H244ZM21 200H22V199H21ZM41 200H42V202L45 201V199H41ZM41 200H40V201H41ZM46 200H47V198H46ZM53 200H54V199H53ZM68 200H69V199H68ZM78 200H80V199H78ZM82 200H83V199H82ZM137 200H138V198H137ZM140 200H141V199H140ZM153 200L156 201V198H154ZM163 200H164V199H163ZM165 200H166V199H165ZM190 200H192V198H191ZM14 201H15V200H14ZM65 201H66V200H65ZM135 201H136V200H134V202H135ZM242 201H243V200H242ZM45 202H47V201H45ZM48 202H50V204L52 203L51 201H48ZM48 202H47V203H48ZM63 202H64V200H63ZM63 202H62V204H63ZM67 202H68V201H67ZM67 202H66V203H67ZM71 202H73V201H71ZM75 202H77V201H75ZM98 202H99V201H98ZM120 202H121V201H120ZM164 202H166V204H167V203L169 202V200H168V202H167V200L164 201ZM164 202H163V203H164ZM255 202H256V201H255ZM257 202L259 203V201H257ZM2 203H3V202H2ZM11 203H12V202H11ZM16 203H17V202H16ZM22 203H23V206H24V202H22ZM22 203H21V204H22ZM29 203H30V202H29ZM39 203H41V202H39ZM59 203H60V202H59ZM69 203H70V201H69ZM81 203H82V202H81ZM89 203H90V202H89ZM122 203H123V202H122ZM132 203H133V202H132ZM136 203H137L138 205H140L142 202H140V203H139V202H136ZM136 203H135V205H136ZM189 203H190V204H189ZM258 203H257V204H258ZM41 204H42V203H41ZM71 204L74 205L75 203H71ZM79 204H80V203H79ZM96 204H97V203H96ZM96 204H95V205H96ZM100 204H101V203H100ZM164 204H165V203H164ZM166 204H165V205H166ZM43 205H46V203L43 204ZM135 205H134V207H135ZM158 205H159V203H158ZM165 205H164V206H165ZM167 205H168V204H167ZM6 206H7V205H6ZM16 206H18V205L16 204ZM26 206H27V205H26ZM30 206H31V205H30ZM38 206H39V205H38ZM40 206H41V205H40ZM62 206H63V205H62ZM68 206H69V205H68ZM90 206H91V205H90ZM141 206H142V205H141ZM141 206H140V207H141ZM156 206H157V204H156ZM3 207H4V206H3ZM28 207H29V206H28ZM35 207H36V206H35ZM88 207H89V206H88ZM98 207H100L99 204H98ZM118 207H119V206H118ZM148 207L151 208L150 205H149ZM148 207H147V208H148ZM154 207H155V206H154ZM154 207H153V208H154ZM160 207H162V206L160 205ZM165 207H166V206H165ZM4 208H5V207H4ZM19 208H21V207H19ZM31 208H32V206H31ZM33 208H34V207H33ZM63 208H64V207H63ZM86 208H87V207H86ZM103 208H104V207H103ZM105 208H106V207H105ZM131 208H132V207H131ZM136 208H137V210H139V209H140V210H141V209H144V203H143V208H139V206H137ZM136 208L133 209V210L136 211ZM138 208H139V209H138ZM156 208H157V207H156ZM26 209H27V208H26ZM26 209H25V210H26ZM42 209H43V208H42ZM45 209L47 210V208H45ZM83 209H85V208L83 207ZM87 209H88V208H87ZM87 209H86V210H87ZM93 209H94V208H93ZM95 209H97V208H95ZM95 209H94L93 211H96ZM106 209H107V208H106ZM116 209H117V207H116ZM160 209H161V208H160ZM162 209H163V208H162ZM164 209H165V208H164ZM164 209H163V210H164ZM166 209H167V207H166ZM11 210H13V209H11ZM15 210H16V209H15ZM15 210H14V211H11V213L14 212V214H15V213L17 212V210H16V212H15ZM27 210H31V209H27ZM49 210H50V208H49ZM53 210H54V209H53ZM57 210H58V208H57ZM72 210H74V208H72ZM88 210H89V209H88ZM91 210H92V209H91ZM133 210H131V211H133ZM154 210L156 211L155 213L157 214V213H158L157 211H159V208H158V210H156V209L154 208ZM254 210H256V209L254 208ZM8 211H10V210H7V212H8ZM43 211H44V210H43ZM47 211H48V210H47ZM51 211H52V210H51ZM70 211H71V210H70ZM82 211H83V210H82ZM103 211H104V210H103ZM142 211H143V212H142ZM151 211H152V210H150V212H151ZM24 212H25V211H24ZM33 212H34V211H33ZM33 212H32V213H33ZM35 212L37 213L36 209H35ZM48 212H49V211H48ZM48 212H46V213H48ZM53 212L55 213V211H53ZM53 212H52V213H53ZM79 212H81V211H79ZM89 212H90V211H88V213H89ZM97 212H98V211H97ZM118 212H119V211H118ZM139 212H140V211H139ZM139 212H138V213H139ZM141 212H142L141 214L143 215L145 211H144V210H141ZM146 212H147V210H146ZM146 212H145L144 216H145V215L147 216L148 212H147V213H146ZM159 212H160V211H159ZM163 212H164V211H163ZM180 212H181V211H180ZM215 212H216V211H215ZM239 212H240V211H239ZM239 212L237 211V213H239ZM11 213H10V214H11ZM40 213H41V214H42V213L45 214V212H42V211L39 212V214H40ZM49 213H50V212H49ZM85 213H86V211H85ZM111 213H112V212H111ZM155 213H154V216L156 215ZM165 213H164V215H166ZM0 214H1V213H0ZM8 214H9V212H8ZM20 214H21V213H20ZM25 214H26V213H25ZM37 214H38V213H37ZM37 214H36V215H37ZM61 214H62V213H61ZM77 214H78V213H77ZM129 214L131 215L130 217H132V218H129V217L126 218L127 216H129ZM158 214H161V213H158ZM162 214H163V213H162ZM2 215H3V214H2ZM16 215H17V213H16ZM16 215H14V216H16ZM45 215H46V214H45ZM80 215L82 216V218H84V220L81 218ZM80 215H79L80 217H78V215H77V218H81V219H82V221H83L82 223H84L83 226H85V225H87V227L91 226V227H89L90 229H89V228H88V229H89V230H92V232L89 231L88 229H87V230H88L89 232L92 233V237H94V236H96V237H98V236L101 237V236H103V233H102V232H103V228L105 229V230H104L105 232H106V230L108 229V230H109L108 232L111 231V232L113 233V231L116 230L117 233H119L118 231H121V228H120V227H122V229L124 228L123 225L121 226V223H122V222L120 223V221H122V220H124V219L126 218V219H127V220H126L127 223H128V224H129V222L131 223V222L133 221V217H134L133 215H135V213L132 214L131 212H129V213L127 214V216H124L125 218H124V219H121L120 221L110 220V217H109V216H108L109 219H107L108 217H107L106 215H105V216H106V219H105V216H103L104 218L101 217V216H100V217H98V216H93V215L90 216V215H87V213H86L85 215H83V214H80ZM124 215H125V214H124ZM184 215H185V214H184ZM244 215H245V214H244ZM263 215H264V214H263ZM0 216H1V215H0ZM12 216H13V215H12ZM28 216H29V215H28ZM33 216H34V215H33ZM37 216H38V215H37ZM50 216H51V214L49 215V217H50ZM52 216H53V215H52ZM63 216H64V215H63ZM92 216H93V217H92ZM118 216H119V215H118ZM136 216H137V213H136ZM136 216L134 217L135 220H134L133 222H137V221L139 220V221L142 223V222L144 221V220H143V221L140 220V219H144V216H142L143 218H142L140 215H139V217H136ZM150 216H151V215H150ZM158 216H159V215H157V217H158ZM167 216H169V215H167ZM167 216H166V218H167ZM188 216H190V215H188ZM188 216H187V218H188ZM192 216H193V215H192ZM246 216H247V215H246ZM261 216H262V215H261ZM1 217H4V215L1 216ZM30 217H32V216H30ZM46 217L48 218V216H46ZM46 217H45V220H46ZM66 217H67V216H66ZM95 217H96V218H95ZM121 217H122V216H121ZM140 217H141V218H140ZM147 217H148V216H147ZM151 217H153V215H152ZM159 217H160V216H159ZM159 217H158V218H159ZM170 217H171V216H170ZM170 217H168V218H170ZM173 217H174V216H172V218H173ZM193 217H194V216H193ZM193 217H192L191 220H193ZM199 217H200V216H199ZM202 217H201V218H202ZM26 218H28V217H26ZM33 218H34V217H33ZM69 218H70V216H69ZM158 218H155V219H158ZM161 218H162V217H161ZM168 218H167V219H168ZM190 218H191V217H190ZM190 218H189L188 220H190ZM218 218H219V217H218ZM1 219H3V218H1ZM10 219H11V218H10ZM42 219H43V218H42ZM48 219L50 220L51 217L48 218ZM48 219H47V220H48ZM65 219H66V218L63 219V222H65V221H64ZM71 219H72V217H71ZM74 219H75V223H74V224L77 225L78 223H76V222H77V221H76V218H74ZM74 219H73V222H74ZM104 219L107 220L108 222H109V221H113L112 224H114V229L112 228L113 225L110 224L111 222L108 223V224H110V226H109V225H106L107 223H105V226L110 227V229L112 228V230H110L108 227H107V229H106V227L103 226L104 224H103V223L101 224V222H104V221H105ZM116 219H117V218H116ZM137 219H138V220H137ZM148 219H149V218H148ZM164 219H165V218H164ZM164 219H163V220H164ZM18 220H19V218H18ZM18 220H17V221H18ZM34 220H35V219H34ZM38 220H39V219H38ZM49 220H48V222H49ZM67 220L69 221V223L65 222V223H66L65 225L67 226V224H69V225H68V229H70L69 226H70V221H71V220H69V219H67ZM103 220H104V221H103ZM117 220H118V219H117ZM129 220H130V221H129ZM131 220H132V221H131ZM136 220H137V221H136ZM159 220H160V219H159ZM163 220H162V222H163L162 225H163V227H165V224H164V221H163ZM165 220H166V219H165ZM170 220H171V218H170ZM181 220H182V219H181ZM194 220H195V219H194ZM1 221H2V220H1ZM4 221H5V217H4ZM12 221H13V220H12ZM29 221H30V220H29ZM36 221H37V220H36ZM41 221H42V220H41ZM57 221H58V220H57ZM128 221H129V222H128ZM139 221H138L137 223H138V224H141ZM150 221H151V219H150ZM157 221H158V220H157ZM160 221H161V220H160ZM198 221H199V220H198ZM227 221H226V222H227ZM249 221H250V220H249ZM2 222H3V221H2ZM5 222H6V221H5ZM5 222H4V223H5ZM10 222H11V221H10ZM10 222H8V223H10ZM18 222H19V221H18ZM34 222H35V221H34ZM39 222H40V221H39ZM55 222H56V221H55ZM63 222H62V225L64 226V223H63ZM105 222H106V221H105ZM116 222H119V223H120V226H119V223H118V225H117ZM133 222H132V223H133ZM162 222H160V223H162ZM165 222H166V226H168V225H167V222L169 223L170 221L167 220V221H165ZM190 222H191V221H190ZM194 222H195V224L198 223L197 221H193V223H194ZM196 222H197V223H196ZM201 222H203V221H201ZM201 222H199L200 225L202 224ZM245 222H246V221H245ZM260 222H261V221H260ZM4 223H3V224H4ZM8 223H6V225H7ZM11 223H12V222H11ZM26 223H27V222H26ZM35 223H36V222H35ZM45 223H47V222H45ZM124 223H125V220H124L123 224H124ZM160 223L158 222V224H160ZM176 223H178V222H176ZM176 223H174L175 225H173V226H176ZM184 223H185V220H184V222H182V224L184 225ZM191 223H192V222H191ZM193 223H192V224H193ZM203 223H204V222H203ZM254 223H255V222H254ZM254 223H253V224H254ZM258 223H259V222H258ZM12 224H13V223H12ZM32 224H33V220H32ZM39 224H40V223H39ZM80 224H81V221H80ZM100 224H101V226H99ZM115 224H116V226H118L117 229H119V230L115 229V228H116ZM125 224H126V223H125ZM138 224H137V227H138ZM149 224H151V222H150ZM149 224H147V225H148L147 228H149V226H150ZM152 224H154V222H152ZM171 224H172V220H171ZM195 224H194V225H195ZM15 225H16V224H15ZM19 225H20V224H19ZM19 225H18V226H19ZM35 225H36V224H35ZM41 225H42V224H41ZM71 225H72V224H71ZM81 225H82V224H81ZM97 225H98V226H97ZM142 225H143V224H142ZM142 225H139V228H140V226H141L142 228H140V229L137 228V230L135 229V230H136V233L139 232L140 235H142L143 232H146V231H143V230H145V229H144V227H143ZM154 225L156 226V223H155ZM177 225H179V224H177ZM183 225H182V227H179V226L177 227V226H176L175 229H177V228H181L180 231L182 232V230H183V229H182V228H183ZM186 225H189V223H186ZM186 225H184V226H186ZM200 225H198V226H200ZM13 226H14V224H13ZM20 226H22V225H20ZM37 226H40V225H37ZM44 226H45V225H44ZM58 226H59V225H58ZM58 226H57V227H58ZM63 226H62L61 228H63ZM79 226H80V225H79ZM79 226H78V227H79ZM83 226H82V227H83ZM111 226H112V227H111ZM151 226H153V225H151ZM151 226H150V227H151ZM169 226H172V225L169 224ZM180 226H181V225H180ZM201 226H202V225H201ZM14 227H15V226H14ZM24 227H25V225L22 226V228H24ZM42 227H43V226H42ZM42 227H41V228H42ZM59 227H60V226H59ZM93 227H94V228H95V227H99L100 229L102 228V232L100 231L101 236H100V235H97V233L99 232L100 229H99V228H96V230H98V232H96V230H95ZM125 227L127 228V226H125ZM196 227H197V225H196ZM202 227H203V226H202ZM1 228H2V227H1ZM4 228H5V226H4ZM4 228H2V231H3ZM15 228H16V227H15ZM17 228H18V227H17ZM22 228H21V230H22ZM27 228L29 229L30 227H27V226H26L25 229H27ZM53 228H54V227H53ZM165 228H166V227H165ZM169 228H173V229H172V230H173V233H174V231H176V230H174V227H169ZM198 228H199V227H197V228H191V229L189 228V230L186 228V229H187L186 231H190V230H192V229H193V230H194V229L196 230V229H198ZM6 229H7V228H6ZM31 229H32V227H31ZM68 229H67V232L70 231V230H68ZM73 229H74V228H72V230H73ZM85 229H86V228H85ZM85 229H84V227H83V231H84V232H85ZM93 229H94V230H93ZM142 229H143V230H142ZM151 229H153V227H151ZM151 229H150V228H149V230L147 229V232H151ZM155 229H157V227H155ZM166 229H167V230H166ZM166 229H165V230L168 232V227H167ZM200 229H201V227H200ZM244 229H245V228H244ZM18 230H19V229H18ZM29 230H30V229H29ZM35 230H37V229H35ZM35 230H34V231H35ZM60 230H61V229H60ZM64 230H65V228H64ZM64 230H63V231H64ZM87 230H86V232H87ZM138 230H140V231H142V232H140V231H138ZM172 230H171V231H172ZM30 231H31V230H30ZM83 231H82V232H83ZM93 231L96 232V235H93ZM116 231H115V232H116ZM153 231H155V230H153ZM153 231H152V232H153ZM0 232H1V231H0ZM17 232H18V231H17ZM19 232H20V230H19ZM23 232H25L24 229H23ZM32 232H33V229H32ZM35 232H36V231H35ZM35 232H34V235H35ZM40 232H41V231H40ZM86 232H85V233H86ZM89 232H88V233H89ZM108 232H106V233H108ZM111 232H110V233H111ZM121 232H122V231H121ZM121 232H120L119 234H121ZM127 232H129V231H127ZM127 232H125V233H127ZM176 232H177V231H176ZM178 232H179V229H178ZM7 233H8V235H9V232H7ZM37 233H38V232H37ZM91 233H89V234H91ZM106 233H105V235H106ZM112 233H111V235H112ZM117 233H116V235H117ZM122 233H123V232H122ZM125 233H123V235H125ZM185 233H186V232H185ZM196 233H197V231H196ZM205 233H206V232H205ZM137 234H138V233H137ZM151 234H152V233H150V235H151ZM2 235H3V232H2ZM2 235H1V233H0V236H2ZM26 235H27V233H26ZM108 235H109V233H108ZM114 235H115V233H114ZM123 235H122V236H123ZM140 235H139V236H140ZM145 235H147V236L145 237ZM145 235H143L142 237H143V238H144V237L146 238V239L144 238V239H145V242H146V240L149 239L150 237L148 236L149 233H145ZM188 235H189V233H187V236H188ZM190 235H191V233H190ZM202 235H203V232H202ZM261 235H262V232H261ZM23 236H24V235H22L21 237H23ZM35 236H36V235H35ZM83 236H84V235H83ZM128 236H129V235H128ZM152 236H153V235H152ZM203 236H204V235H203ZM203 236H202V237H203ZM89 237H90V236H89ZM124 237H125V236H124ZM153 237H154V236H153ZM12 238H13V237H12ZM17 238H18V237H17ZM29 238H30V237H29ZM36 238H37V237H36ZM86 238H88V237H86ZM103 238H104V237H103ZM103 238H102V239H103ZM1 239H2V238H1ZM14 239H15V238H14ZM20 239H23V238H20ZM94 239H95V238H94ZM144 239L141 238V241H143ZM193 239H195V237H194ZM197 239H198V238H196L195 240H192V241H197ZM203 239H204V237H203ZM203 239H202V244H203V241H206V239H205V240H203ZM26 240H28V239H26ZM31 240H32V239H31ZM31 240H30V241H31ZM88 240H89V239H88ZM3 241H5V239H4ZM13 241H14V240H13ZM13 241H12V242H13ZM17 241H20L19 238L17 239ZM30 241H29L28 243H30ZM92 241H93V240H92ZM92 241H91L90 243H92ZM102 241H106V240H102ZM148 241L150 242V241H152V240L149 239ZM148 241H147V242H148ZM192 241H191L190 245H189V243H187V242H189V241H186L187 244H185V246H186V247L188 246V247H190V249H191L192 245L194 244V243H192ZM14 242L16 243V240H15ZM20 242H21V241H20ZM20 242H18V244H19ZM24 242H25V241H24ZM24 242H23V243H24ZM39 242H40V241H39ZM113 242H114V241H113ZM153 242H154V241H153ZM167 242L169 243V241H167ZM197 242H198V241H197ZM197 242H196V244H197ZM199 242H201V239H199ZM225 242H227V241H225ZM261 242H262V241H261ZM25 243H26V242H25ZM25 243H24V245L26 246L27 244H25ZM122 243H123V242H122ZM163 243H164V241H163ZM163 243L161 242L162 246L165 245V243H164V245H163ZM168 243H166L167 246H168ZM240 243H239V244H240ZM2 244H3V243H2ZM21 244H22V242H21ZM30 244H32V243H30ZM38 244H39V243H38ZM38 244H37V245H38ZM106 244H108V242H107ZM154 244H155V242H154ZM5 245H6V244H5ZM130 245H131V243H130ZM143 245H144V244H143ZM143 245H142V246H143ZM241 245H243V244H241ZM100 246H101V245H100ZM142 246H141V244H140L139 247L142 248ZM170 246L172 247L171 244H170L168 247H170ZM185 246H184V245L182 246V247L184 248V250H186V249L189 250V248H186ZM193 246H194V245H193ZM201 246H203V245H201ZM205 246H206V245H205ZM33 247H34V246H33ZM35 247H36V246H35ZM74 247H76V245H74ZM102 247H103V246H102ZM131 247H132V246H131ZM144 247H147V248H145V251H147V249H154L155 246H154V247L151 246V248H150V247L144 245L143 248H144ZM195 247H196V245H195ZM197 247L200 248V246H199L198 244H197ZM10 248H11V247H10ZM25 248H27V246H26ZM28 248H29V247H28ZM28 248H27V249H28ZM51 248H52V247H51ZM51 248H50V249H51ZM76 248H78V249L73 248V250H74L75 253H76V252L78 253V251H76V250H79V246L76 247ZM109 248H110V247H108V249H109ZM122 248H123V247H122ZM141 248H140V249H141ZM143 248H142L141 250H143ZM173 248H174V247H173ZM175 248H176V247H175ZM185 248H186V249H185ZM214 248H215V247H213L212 245H207V246L205 247L204 250H205V252H206L207 255H208L207 257H209V255H212V254L214 253V251H215ZM17 249H18V248H17ZM29 249H30V248H29ZM82 249H83V248H82ZM101 249H102V248H101ZM101 249H98V250H99L98 253H101V254H102V258H103V253H102V252H104V251L102 250V252H101ZM103 249H104V250H107L106 248H103ZM170 249H171V248H170ZM180 249H181V247H180ZM192 249H193V248H192ZM196 249H197V248H195V251H196ZM200 249H201V248H200ZM215 249H216V248H215ZM218 249H219V247H218ZM2 250H3V249H2ZM9 250H10V249H9ZM30 250H31V249H30ZM54 250H55V249H54ZM73 250H72L71 252H73ZM88 250H89V249H88ZM88 250H87V251H88ZM93 250H94V249H93ZM98 250H97V251H98ZM110 250H111V249H110ZM136 250H137V249H136ZM173 250H174V249H173ZM175 250H176V249H175ZM213 250H214V251H213ZM21 251H22V250H21ZM44 251H45V250H44ZM57 251L60 252V250H57ZM57 251H56V252H57ZM83 251H84V249H83ZM83 251H82V252H83ZM154 251H155V250H154ZM181 251H182V250H181ZM198 251H200V250H198ZM201 251H203V249H201ZM201 251H200V252H201ZM47 252H48V249H47ZM61 252H62V251H61ZM63 252H64V250H63ZM71 252H69V255H70ZM74 252L69 256V258H70V257H73V256H74V258H76L75 255L77 256L78 254H77V253L75 254ZM148 252H149V251H148ZM178 252H180V251H178ZM233 252H234V251H232L231 253L234 254L236 251H235L234 253H233ZM12 253H13V252H12ZM30 253H31V252H30ZM57 253H58V252H57ZM85 253H86V252H85ZM94 253H95V252H94ZM94 253H93V254H94ZM105 253H106V252H105ZM105 253H104V254H105ZM140 253H141V252H140ZM154 253H155V252H154ZM237 253H238V252H237ZM50 254H51V253H50ZM53 254L55 255V253H53ZM61 254H62V253H61ZM63 254L65 255L66 253H63ZM80 254H81V253H80ZM82 254H83V253H82ZM82 254H81V256H82ZM87 254H88V253H87ZM95 254H96V253H95ZM95 254H94V256H95ZM111 254H112V253H111ZM120 254H121V253H120ZM132 254H133V253H132ZM146 254H147V253H146ZM182 254H183V252H182ZM188 254H189V253H188ZM193 254H195V252H194ZM193 254H192V256H193ZM198 254H200V253L198 252ZM198 254H197V256H198ZM202 254H203V253H202ZM11 255H12V254H11ZM14 255H15V254H14ZM47 255H49V254L47 253ZM56 255H57V254H56ZM112 255H113V254H112ZM118 255H119V254H118ZM156 255H157V254H156ZM91 256H92V255H91ZM96 256H97V255H96ZM114 256H115V255H114ZM114 256H113V257H114ZM194 256H196V255H194ZM231 256H232V255H231ZM234 256H236V255H234ZM49 257H50V255H49ZM52 257H53V255H52ZM52 257H50V258H52ZM54 257H55V256H54ZM58 257H60V256H58ZM79 257H80V256H79ZM85 257H87V256L85 255ZM88 257H89V256H88ZM113 257H112V259H113ZM119 257H120V256H119ZM132 257H133V256H132ZM142 257H144V255H143ZM46 258H47V257H46ZM100 258H101V257H100ZM140 258H141V257H140ZM195 258H196V257H195ZM195 258H194V260H196ZM211 258H213V257H211ZM220 258H221V257H220ZM220 258H219V259H220ZM223 258H222V260H224ZM229 258H230V257H229ZM233 258H234V257H233ZM233 258L231 257V259H233ZM53 259H54V258H53ZM71 259H72V258H71ZM87 259H88V258H87ZM89 259H90V258H89ZM94 259H95V258H94ZM116 259H117V258H116ZM116 259H115V260H116ZM141 259H142V258H141ZM198 259H200V258L198 257ZM215 259H217V258H215ZM35 260H36V259H35ZM56 260L59 261L58 258H57ZM74 260L78 261L79 259H77V258H76V259H72V261L75 262L74 264H76V261H74ZM83 260H86V259H83ZM96 260H97V259H96ZM147 260H148V259H147ZM207 260H208V259H207ZM209 260H210V259H209ZM222 260H221V261L219 260V262L221 263ZM238 260H239V259H237V261H238ZM44 261H45V260H44ZM52 261H53V260H52ZM52 261H51V263H52ZM54 261H55V260H54ZM61 261H62V259H61ZM70 261H71V260H70ZM72 261H71V262H72ZM94 261H95V260H94ZM94 261H92V262H94ZM130 261H132V260H130ZM136 261H137V260H136ZM224 261H225V260H224ZM227 261H228V260H227ZM230 261H231V260H230ZM47 262H48V261H47ZM68 262H69V261H68ZM82 262H83V261H82ZM87 262H89V261H87ZM104 262H105V260H104ZM117 262H118V260H117ZM138 262H139V261H138ZM146 262H147V261H146ZM217 262H218V261H217ZM51 263H50V264H51ZM53 263H54V262H53ZM63 263H64V262H63ZM118 263H119V262H118ZM129 263H130V262H129ZM141 263H143V262H141ZM56 264H57V262H56ZM83 264H84V262H83ZM85 264H86V262H85ZM89 264H90V263H89ZM143 264H144V263H143Z\"/></svg>", "mask_w": 264, "mask_h": 264}, {"label": "crops", "instance_id": "0c3cea01", "mask_svg": "<svg viewBox=\"0 0 264 264\" xmlns=\"http://www.w3.org/2000/svg\"><path fill=\"white\" fill-rule=\"evenodd\" d=\"M173 51L184 65L209 68L225 61L237 71H264V0H256L252 13L235 28L211 17L197 16L182 24L173 37Z\"/></svg>", "mask_w": 264, "mask_h": 264}]
</instances>
